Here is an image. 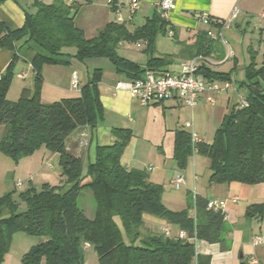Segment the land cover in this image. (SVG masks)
Wrapping results in <instances>:
<instances>
[{"label": "trees", "instance_id": "1", "mask_svg": "<svg viewBox=\"0 0 264 264\" xmlns=\"http://www.w3.org/2000/svg\"><path fill=\"white\" fill-rule=\"evenodd\" d=\"M33 7L35 12H25L18 29L9 30L0 23V49L14 53L0 76V151L16 162L41 148L56 154L68 188L63 191L64 186L43 184L39 191L30 187L16 198L14 191L0 197V264L16 233L44 239L22 255V264H83L85 244L96 254L98 264H211L210 256L197 253L196 243L205 241L219 244L222 251L228 249L232 230L224 213L207 210L206 201L199 198L194 202L195 220L190 216L192 207L168 209L162 202L160 185L151 183L144 171H128L121 164L132 137L129 130L112 129L114 143L97 146L95 159L84 173L81 160L67 151L65 141L74 130L84 126L94 129L103 121L99 71L79 97L52 103L40 99L42 66L68 64L72 57L69 49L75 50L73 57L79 60L108 58L117 73L131 81L140 79L145 70L159 72L168 60L153 57L154 42L157 35H167L168 21L155 12L133 32L124 23L110 22L88 39L74 23L80 7L76 0H54L51 4L34 0ZM209 27L220 29V21L210 18ZM211 41L209 38L207 44ZM19 42L22 44L17 46ZM124 42L145 43L144 69L118 54V46ZM205 42H198L199 52L207 50ZM17 54L28 59L34 85L32 90L22 89L13 102L6 95ZM198 74L208 81H231L230 73L215 72L204 65ZM239 87L247 92V106L234 105L215 130L212 143H199L196 153L208 159L210 181L257 185L264 183V54L260 66L252 58L245 67ZM192 155L189 134L176 131L173 160L177 168L184 170ZM84 189L91 191L96 204L93 219H88L77 204ZM20 203L25 204V210H20ZM143 215L165 221L184 232L186 239L145 228ZM245 217L264 220V203L248 206Z\"/></svg>", "mask_w": 264, "mask_h": 264}, {"label": "crops", "instance_id": "2", "mask_svg": "<svg viewBox=\"0 0 264 264\" xmlns=\"http://www.w3.org/2000/svg\"><path fill=\"white\" fill-rule=\"evenodd\" d=\"M39 1L44 4H51L54 0ZM109 1L111 2L109 3ZM157 1L158 0H137V8L133 14H130L128 11V5L131 0H76V3H78L80 7L74 16V23L77 28L83 31L85 37L90 39L95 37L106 24L110 22H118L117 18L119 16H122L124 19V22L121 23L126 25L127 30L133 32L136 28L143 26L146 20L151 18L155 12L162 14L164 16L163 20L168 21L169 24L168 33L166 36H156L153 57L165 58L168 60V63L160 67L158 69L159 72L178 73L183 62L192 58L194 55L201 53L199 55H202L207 61L203 64L206 68L215 72L230 73V77H232L233 72L238 68L236 56L229 52L227 57L219 59V56L214 54L211 44H207L210 37L206 36V33L210 32L216 37H219L221 34L222 37L224 31L231 29L233 26L236 30H240L244 24L248 25V20L251 22L253 19L250 18L254 16H257L254 29L264 32V0H172L173 8L166 13H162L154 7V3ZM114 5L121 6L120 13L115 11ZM234 10L237 12L236 17L231 21L230 27L222 32H220L218 28H211L203 25L197 18L198 14L206 13L209 18L223 21L228 19ZM34 11L35 8L33 7V4L28 6V8H24L19 0H0V23L6 26L9 30L18 29L24 23L25 12L32 13ZM128 25H131L132 28H129ZM162 37L170 39L172 44L165 46L161 39ZM202 39H206L205 46H208L207 50L202 49L201 52H199V50H197L198 42ZM20 44H22V42H19L16 45L19 46ZM131 46L139 48L140 51L144 53V42H124L118 46V49ZM13 55L14 53L12 51L0 49V76L10 64ZM17 56L18 59L14 65L16 67L19 66L18 69L21 70L16 73V78L20 81H24L28 76V72L30 70L32 71V69L26 57H22L19 54H17ZM225 58H227L226 60H233V67H231L229 71H222L221 69L226 61ZM143 59L142 63H137L142 69L145 68L147 61V55L145 53ZM128 60L132 61L131 59ZM24 64L27 68H24ZM245 67L242 72L243 79L245 77ZM23 73H25V78H18V75ZM73 73H76L78 78V73L73 71L72 75ZM200 76L204 81H208L202 75ZM130 81L131 80H118L114 77L108 82L101 81L98 84V88L99 101L103 110V121L94 129H90L86 126L79 127L67 137L65 141L66 149L73 156L81 160L83 173L86 171L88 164L94 161L95 149L97 146H107L114 143L115 138L112 136L111 130L124 129L129 130L132 134L131 141L127 148L131 147L132 141L135 140L137 147L140 143H143L148 147V150L147 154L139 156L136 153L132 154L125 152L127 149L125 148L121 157V164L123 167L128 171H144L148 176V180L153 184H159L158 180L161 177V179L163 178L162 185H165V183L168 182L170 187L173 188L172 181L178 173L182 174L184 182L186 179L183 171L177 168L176 163L173 160V147L176 131L183 130L187 133L194 131L198 136V133L194 128L196 126L195 124H198V120L200 122L206 119L208 120L209 125L203 130H200L202 135L200 137L198 136V139L200 143L210 145L213 141L215 130L221 125L223 117L230 112L234 105L237 104L239 98L245 99L244 96L237 95L242 88L237 89V86L234 85L232 87V84H230L229 89L222 90L215 95V101L212 105L207 104L203 98H201L197 105L192 109L184 106L177 99H172L160 104L142 106L138 100L131 98L126 90L116 89L118 83H127ZM215 82L221 84L224 83L217 80H215ZM79 86L80 82L78 87ZM24 88L30 89L28 87H22V89ZM230 89L236 94V102L234 104L231 97L227 94V91ZM188 116L190 117L189 120L186 119ZM186 122L192 124L190 129L184 128ZM154 146H156L158 154H156ZM41 149L36 151L33 155L26 157L30 159V167L35 163L38 164L40 160L45 158L46 152L41 153ZM192 160L194 161V158ZM38 173L39 169L36 168L33 172L27 174L30 184H33V179L38 176ZM193 179H196L195 175L193 176ZM187 207L191 206L187 205ZM187 207H183L181 210L186 209ZM194 209L191 208V212ZM89 213L93 214L92 208H89ZM226 216L227 219L225 220L227 221L229 215L226 214ZM143 221L145 228L159 232L160 234L163 228H167L174 235L179 232L176 228L169 226L165 221L149 215H143ZM253 236L256 235H252V239ZM243 237L244 233L241 230H237V228L234 229L233 234L231 232L228 236L230 241L228 249L224 251L220 249V255L228 256L232 261V258L235 260L234 256L238 251L242 252L243 250V252H246L247 245ZM252 239H249L251 243ZM200 245V242L196 243L197 252V248ZM201 247L202 246H200V248ZM210 247L213 246H204L203 254L212 256L211 264H214V254L210 253ZM84 248V251L91 249L89 245L87 247L84 245ZM26 252L27 251H24V253ZM240 258H244V254H241ZM263 261L264 251L261 253L256 252L255 255H248L244 263L262 264Z\"/></svg>", "mask_w": 264, "mask_h": 264}, {"label": "rangeland", "instance_id": "3", "mask_svg": "<svg viewBox=\"0 0 264 264\" xmlns=\"http://www.w3.org/2000/svg\"><path fill=\"white\" fill-rule=\"evenodd\" d=\"M33 1L34 0H19L24 8H28V6L32 5ZM250 19L253 20L251 22L248 20V25L244 24L240 30H236L233 26L231 29L224 31L222 37H218L217 40H213L210 43L214 54L218 55L219 59L227 57L229 52L236 56L238 68L233 72L230 84H232V87L234 85L237 86V89L240 88L239 83L244 80L242 73L243 68L247 66L250 61H252V58H254L256 64L260 66L262 55L264 53V32L254 29L257 16H254ZM128 26L129 28H132L131 25ZM161 39L163 40L165 46L172 44V41L168 38L162 37ZM67 52L72 56L68 59V64L43 65L41 68L42 85L40 90V99L44 103H52L60 101L61 99L79 97L81 89L93 78L95 71H99L102 75L100 82H108L112 79V77L117 78L118 80H128L123 76V74L117 73L115 67L108 58L95 57L79 60L73 57L75 52L74 49H69ZM118 54L131 59L136 63H142L144 60V53L141 52L139 48L134 46L120 48L118 49ZM226 59L227 58H225V60ZM18 67L19 66L16 67L14 65L12 69V79L6 95L7 100L13 102L19 99L22 87H28L32 90L34 85V74L31 70L28 72L26 80L20 81L16 78V73L21 70L18 69ZM231 67H233V60L228 59L225 61L221 69L222 71H229ZM24 68H27L25 64ZM73 71L78 73V79L80 82L78 89H73L70 86V80ZM246 93V90L242 88L239 90L237 95L245 97ZM227 94L231 97V100L234 104L236 102V94L232 92V89L228 90ZM186 119L189 120L190 117L188 116ZM195 125V131L200 137L202 135L200 130H203L209 124L208 120L205 119L200 122L198 120V124L196 123ZM2 134L3 129L1 128L0 140L2 138ZM130 141L131 139L129 142ZM128 148L125 152L132 154L136 153L139 156H144L147 154L148 150V147L143 143H140V145L137 147L135 140L132 141L131 147ZM154 149L156 154H158L156 151V146H154ZM40 152H46L45 158L40 160L38 164L35 163L32 167H30V159L22 158L16 162L0 151V197L10 191H14L16 198L20 192H23L30 187H34L37 191H39L41 185L44 183H49L50 185L54 186H64L62 189L63 191L68 188V185H64L63 178L61 177V171L58 165V156L56 154L50 153L44 148H42ZM193 158L194 161L192 160ZM36 168L39 169L38 176L33 179V184H30L27 174L29 172H33ZM182 171L183 174H185L186 179L180 189H175L174 187L171 188L168 182H166L165 185H162L163 178L161 179V177L158 180L159 184L157 185L162 187V202L166 205V207L173 211H179L183 207H187V205L194 209V202L196 198L202 199L204 201L213 198L223 200L226 202V207L223 211L229 215V219L226 221L227 225L231 227L232 234L233 230L236 228L237 230H241L244 233L243 239L247 245L246 252H243V250V253L238 251L234 256L235 260L232 258L233 262L228 258V256L220 255L219 250L221 248L219 244H211L205 241H200V246L202 247L200 248L199 246L197 248V253L199 255H204V246L212 245L213 247H210L209 251H211L210 253L214 254V264H240L241 262H245V259L248 255H255L256 252L261 253L264 251V246H253L250 242L252 235L264 234V220L256 218L247 219L245 217V212L248 206L251 204L264 203V183L257 185H246L238 182L221 183L210 181L211 170L209 169V161L206 157L197 153L189 157L186 168ZM194 175L196 179H193ZM17 182H20L21 187H16ZM233 197L238 199L236 204H233L229 201ZM78 205L83 210L88 219L93 218L95 212V201L93 200L92 194L88 189H84L80 192ZM89 208H92L93 214L89 213ZM25 209V204L20 203V210L23 211ZM115 221L120 225L119 220ZM41 241H43V238L31 237L23 233L14 234L11 239L10 247L5 253L1 264H22L21 255L24 253V251H28L32 246L37 245ZM241 254H244V258L242 259L240 258ZM210 258L212 259V256H210ZM97 263V256L94 251L92 249L85 250L83 264ZM262 264H264V261Z\"/></svg>", "mask_w": 264, "mask_h": 264}, {"label": "built area", "instance_id": "4", "mask_svg": "<svg viewBox=\"0 0 264 264\" xmlns=\"http://www.w3.org/2000/svg\"><path fill=\"white\" fill-rule=\"evenodd\" d=\"M74 1V0H69ZM111 1H109L110 3ZM137 0H131L128 5V11L133 14L137 8ZM154 7L160 10L162 13H166L173 8L172 0H158L154 3ZM115 11L120 13L121 6L114 5ZM236 10H234L231 16L223 21H220V32L227 29L231 25V21L236 17ZM198 20L205 25L209 26L210 18L206 13H200L197 16ZM119 23L124 22L122 16L117 18ZM207 35L215 40L218 37L208 32ZM221 37V34L220 36ZM207 61L202 55H197L192 57L181 64L180 71L178 73L169 72H153L150 70H145L142 77L137 80H132L127 83H118L116 85L117 90H126L129 96L133 99L139 101L142 106H148L151 104H160L172 99L179 100L184 106L188 108H194L198 101L203 98V100L212 105L215 101V95L222 90H227L230 88L229 82L218 83L215 81H204L198 74L201 65L205 64ZM18 78H25V73L18 75ZM78 78L76 73H73L71 79V86L73 89H78ZM239 108H245L247 102L244 98H239L237 101ZM192 124L186 122L184 128L190 129ZM191 146L193 153L197 152V145L200 143L197 134L194 131L189 133ZM173 187L175 189H180L184 184V177L182 174L178 173L173 181ZM20 183L16 184L20 187ZM231 203L236 204L238 199L233 197L229 200ZM226 207V202L218 198L209 199L206 201V209L214 212L224 213V219H227L225 212L223 211ZM190 216L195 220L196 211L195 209L190 213ZM161 234L164 236H171V232L167 228L161 230ZM176 237L181 240L186 239V234L179 231ZM195 242V241H194ZM253 246L264 245V234L256 235L252 239ZM87 247L88 245L85 244Z\"/></svg>", "mask_w": 264, "mask_h": 264}]
</instances>
